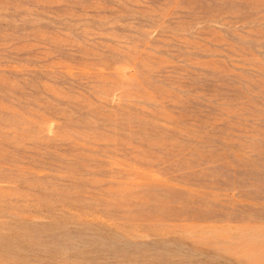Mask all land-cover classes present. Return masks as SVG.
Returning a JSON list of instances; mask_svg holds the SVG:
<instances>
[{
	"label": "rangeland",
	"instance_id": "obj_1",
	"mask_svg": "<svg viewBox=\"0 0 264 264\" xmlns=\"http://www.w3.org/2000/svg\"><path fill=\"white\" fill-rule=\"evenodd\" d=\"M0 264H264V0H0Z\"/></svg>",
	"mask_w": 264,
	"mask_h": 264
}]
</instances>
